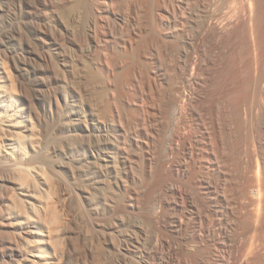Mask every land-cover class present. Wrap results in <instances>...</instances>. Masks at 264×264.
Wrapping results in <instances>:
<instances>
[{"label":"bare ground","instance_id":"bare-ground-1","mask_svg":"<svg viewBox=\"0 0 264 264\" xmlns=\"http://www.w3.org/2000/svg\"><path fill=\"white\" fill-rule=\"evenodd\" d=\"M0 16V264H264V0Z\"/></svg>","mask_w":264,"mask_h":264},{"label":"rangeland","instance_id":"rangeland-1","mask_svg":"<svg viewBox=\"0 0 264 264\" xmlns=\"http://www.w3.org/2000/svg\"><path fill=\"white\" fill-rule=\"evenodd\" d=\"M0 5H1V0H0ZM11 19H13V16H11L10 17ZM4 23H5V21H4V18L2 17V16H0V28L4 25ZM1 77V76H0ZM0 83H1V78H0ZM1 107H0V110L1 111H3V112H6L7 114H11V115H9V116H12L13 115V117L15 116H17V106H16V104L15 103H12V104H10V102L8 101V100H4L3 102H1ZM16 175V174H15ZM16 177V176H15ZM18 226H20V224H18V222H15L14 224H13V227L14 228H16V227H18ZM28 237H29V239H30V241H27V242H29L28 244L29 245H27V242L25 243L24 241L23 242H21V245H22V247L24 248V249H26V247H30L32 244H37V245H41V253H36V254H30V253H28L27 254V260H23V259H21V261L19 262V261H17V262H19V263H16V264H30L31 263V261L32 260H37V258L39 257V256H44V257H47L50 253H51V251H50V253H45V252H47L48 250L47 249H45L44 247H43V241H41V239L42 238H44V231L43 230H34V233L33 234H28L27 235ZM25 244H26V246H25ZM36 255H39V256H36ZM7 264H14L13 262H9V263H7Z\"/></svg>","mask_w":264,"mask_h":264}]
</instances>
